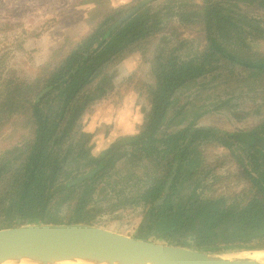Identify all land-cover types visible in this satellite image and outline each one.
I'll use <instances>...</instances> for the list:
<instances>
[{
  "label": "trees",
  "instance_id": "16d2710c",
  "mask_svg": "<svg viewBox=\"0 0 264 264\" xmlns=\"http://www.w3.org/2000/svg\"><path fill=\"white\" fill-rule=\"evenodd\" d=\"M88 3L97 4L88 19L89 32L79 42L68 40L53 55V60L40 69L36 84L0 82V132L13 119L23 124L27 132L21 142L0 158L3 164L0 165V213L9 214L7 223L0 225V229L17 226L18 220L23 225H93L85 217L90 206L86 198L93 192L92 183L101 175L82 184H72L75 179H67L70 174H66L60 182L62 172L76 152L72 135L88 107L106 97L108 89L99 83L100 78H105V70L148 45L163 31L167 18L172 17L182 26L199 28L205 34L203 51L189 60L172 58L160 63L156 86L147 93L151 110L141 132L116 143L100 158L91 157L90 162L98 163L110 156L112 168L116 162L114 155L128 148L127 159L156 166L157 173L146 189L126 202L134 200L148 209L151 216L148 234L155 229V235L167 219L168 226L157 237L168 245L216 255L264 250V171L258 160L252 171L242 166L250 181L249 191L233 198L184 203L173 214L175 199L186 180L187 166L203 165L200 146L215 142L232 150L233 145L239 144L248 151L252 139L264 138V120L253 131L231 137L221 136L214 128L199 129L195 123L168 131L185 122L190 103L181 105L179 100L185 96L184 90H190L193 85L259 87L264 102V54L251 47L253 42L264 41V20L254 14L257 12L263 18L264 0H202L201 5L168 0L160 9H155L152 3L110 35L113 27L137 4L115 9L104 0ZM174 5L178 11H172ZM1 40L0 37L3 52L7 48ZM3 114L8 116L4 123ZM165 126L167 130L161 131ZM81 149L87 157L83 145ZM255 152L259 154L256 149ZM175 164H178L177 174L166 193ZM201 187V182H197L191 200ZM61 195L66 197L63 204L71 205L78 200L74 205L75 215L68 222L60 221L51 211ZM170 216L174 219L170 220Z\"/></svg>",
  "mask_w": 264,
  "mask_h": 264
},
{
  "label": "rangeland",
  "instance_id": "374dc122",
  "mask_svg": "<svg viewBox=\"0 0 264 264\" xmlns=\"http://www.w3.org/2000/svg\"><path fill=\"white\" fill-rule=\"evenodd\" d=\"M63 1L0 0V37L7 48L6 51H0V82L16 80L29 85L36 84L40 69L53 60V55L62 49L68 40L79 42L89 32L88 19L97 7V4L94 3H91L94 7L88 13L84 25L76 27L75 32H71L73 34L69 33L60 48L54 49L51 54L44 56L43 50L47 47V42L38 40L41 37L50 40L45 29L55 27L53 25L56 22L55 15H58L60 11L67 15L63 26L68 22L79 20L75 10L68 12L63 7L54 5L55 3L62 5ZM87 1L89 0H66L65 3L76 7L88 5ZM104 1L118 9L123 6L138 5L141 0ZM166 1L168 0L157 1L154 8L160 9ZM176 2L178 4L182 2L202 4V0H176ZM173 10L178 11L179 9L174 5ZM254 14L264 20V16L260 17L257 12ZM44 15L48 17H44ZM171 18H167L166 22H168L162 26L164 27L163 31L148 45L105 70V76L103 75L105 78L104 80L103 77L100 78L101 82L99 81V83L108 89V93L104 99L88 107L79 120L71 142L76 147L75 155L81 154L77 159L74 158V155L70 157L62 176L70 174L67 177L76 178L90 171L86 165L87 160L84 161L80 158L83 155L82 145L84 151L88 150L91 155L96 157L118 139L126 136L115 139L110 145L107 144L108 138L113 132V124L106 123L104 120L94 124L96 119H100V116L103 115L102 117L109 121L108 117L115 118L116 112L117 114L119 112L125 121L128 117L133 116V121L130 122L133 124V132L129 135H138L151 110L147 93L149 88L156 86L159 64L166 63L172 58L189 60L203 51L206 42L205 34L200 32L199 28L184 27L179 20ZM29 23L31 27H29ZM63 26L56 32L58 36ZM1 45L0 42V48ZM251 47L253 51L264 54V41L253 42ZM133 56L136 57V61L131 64L130 69L124 75L123 65ZM217 85L220 86L219 83L210 86L208 83H200L193 85L197 87L192 86L190 90H184L186 91L185 96L180 97L179 104L188 105L190 103L189 111L184 117L186 118L185 122L178 128L168 131L174 132L195 123L197 128H216L234 133L240 130H253L262 123L264 102L262 101V90L259 87L247 89L235 85L227 87H218ZM225 101L229 102L223 103ZM123 105L122 110L120 106ZM2 117L4 123L8 116L3 114ZM164 130H167L166 126L161 129V131ZM26 136L27 132L24 130L23 124L15 122L14 119L3 126L0 132V156H4L8 149L13 148ZM69 144L70 141L67 145ZM79 144L80 147H78ZM200 148L204 155L203 165L196 170L189 183L183 182L184 186L181 187L176 198L173 214L179 211L178 208L181 204L185 203L195 183L202 179L206 181L205 184L208 187L200 189L199 193L202 198L221 194L232 195V193L238 195L250 190L242 166L252 170L253 165H256L252 155L242 154L239 148L229 151L215 142L203 143ZM126 150L128 153V148L119 150L113 157L116 164L102 179L92 183L93 192L86 198L90 206L85 212V217L95 226L121 235L168 244L157 237V234L164 233V228L168 226L167 219L157 228L155 235L148 234L143 229L144 226L149 225V222L146 223L148 209L137 205V201L134 200L126 202L128 199L137 197L141 191L146 189L152 176L157 173L155 165L135 158H122ZM205 173H210L208 178H204ZM217 176L221 178L218 179ZM65 198L64 195H61L51 207L52 213L62 222H68L74 217V205L78 201L74 200L71 205L68 204L70 202L63 204ZM8 217V213H0V225H5ZM169 219L173 220L174 218L170 216ZM153 233H155V229ZM258 252L264 253V251L233 252L225 254V256L233 260H253V255L255 256Z\"/></svg>",
  "mask_w": 264,
  "mask_h": 264
},
{
  "label": "water",
  "instance_id": "95a60500",
  "mask_svg": "<svg viewBox=\"0 0 264 264\" xmlns=\"http://www.w3.org/2000/svg\"><path fill=\"white\" fill-rule=\"evenodd\" d=\"M156 1L158 0H143L123 17L108 35L141 9ZM257 145L264 149V140L258 142ZM95 173L93 171L80 177L74 184L91 179ZM173 180L174 176L168 182L166 193L169 192ZM150 219L151 216L147 218L146 223ZM25 261L39 264L76 261L98 264H260L254 260L226 258L225 254L216 255L164 243L134 239L88 224L22 226L19 221L18 226L14 228L0 229V264H19Z\"/></svg>",
  "mask_w": 264,
  "mask_h": 264
},
{
  "label": "flooded vegetation",
  "instance_id": "af4514ba",
  "mask_svg": "<svg viewBox=\"0 0 264 264\" xmlns=\"http://www.w3.org/2000/svg\"><path fill=\"white\" fill-rule=\"evenodd\" d=\"M159 1V0H158ZM157 2V1H156ZM155 2V3H156ZM259 126V125H258ZM257 126V127H258ZM256 128V127H255ZM254 128V129H255ZM200 129V128H199ZM202 129H209V128H202ZM215 130H217V131H219L220 132V135L221 136H228V137H231L232 135H235V134H239V133H241V132H244V133H249V132H251V131H253V130H240V131H238V132H234V133H228V132H224V131H222V130H219V129H216V128H214ZM134 136H136V135H134ZM127 137H132V136H125V137H121L120 139H118L116 142H114L113 144H111L110 145V147L108 148V149H105V150H103L101 153H100V155H98V156H93V155H91V153H90V151H88L87 150V154H88V156L86 157V156H81L80 158H82V160H84V161H86L87 160V168H89L90 169V171L88 172V173H91V172H93V171H95L96 173L93 175V177L92 178H94V177H96V176H99V175H101L99 178H98V180L99 179H102L103 177H104V175L106 174V173H108V171H109V169H111L110 168V165H113V162L112 163H110V156L109 157H107L106 159H102V161H100V162H98V163H92V162H90V158L91 157H94V158H100V156L102 155V154H104V153H106L107 151H109L112 147H113V145H115L116 143H118V142H120V141H122L123 139H125V138H127ZM261 140H264V138H254V139H252V142L250 143V147H252V148H249L248 149V151H246V150H244V147H242V146H239V144H235V145H233L234 147L232 148V150H234L235 148H239V149H241V152H242V154H250V155H252V157L254 158V161L256 162V160H258V165H262V170L264 171V158H260V156L261 155H263V157H264V149H262L260 146H258L257 145V143L258 142H260ZM224 148V147H223ZM125 149V148H124ZM255 149L257 150V152H259V154L258 153H256L255 152ZM9 150V149H8ZM122 150V149H121ZM232 150H229V151H232ZM202 151V150H201ZM126 152H127V150L125 151V154L122 156V158H126L127 159V157H126ZM80 154L81 153H77L76 155L74 154V158L75 159H77L79 156H80ZM261 154V155H260ZM5 155V154H4ZM114 155V154H113ZM112 156V155H111ZM115 156V155H114ZM3 158V155H1L0 156V158ZM203 157H204V155H203ZM121 158V159H122ZM115 164H116V162H115ZM0 165H3L2 163H1V161H0ZM106 165V169L104 168H102V166H105ZM109 165V166H108ZM202 166V165H201ZM201 166H199L198 168L197 167H193V168H191V165H188L187 166V174H186V184L187 183H189V181H191L192 180V178H193V176H194V174L196 173V170H198ZM255 165H253V167H254ZM175 168H176V173H175ZM177 170H178V164H175L174 165V169H173V172H174V177H175V175L177 174ZM252 170H253V168H252ZM252 170H250V171H252ZM88 173H86V174H83V175H81V176H78V177H76V178H74L75 180L72 182V184H74V182H76L77 181V179H79L80 177H82V176H84V175H87ZM209 174L210 173H205L204 174V178H208V176H209ZM252 174H253V172H252ZM61 176H62V174H61ZM244 176V175H243ZM246 177V176H245ZM69 177H67V179H68ZM91 178V179H92ZM217 178L219 179V178H221V177H219V176H217ZM64 179H65V177L64 176H62V178H61V180H60V182H63L64 181ZM71 179V178H70ZM73 179V178H72ZM87 180H90V179H87ZM87 180H85L84 182H86ZM246 180H247V183H248V185H249V189H250V181H249V179L246 177ZM84 182H81V183H75V184H82V183H84ZM198 182H201V185H202V187L200 188V189H207L208 187H206L207 185L205 184V182L206 181H204L203 179L201 180V181H198ZM196 184H197V182L195 183V185L193 186V188L191 189V192H190V194H189V196H188V198L186 199V201H185V204H187V205H191V204H193L195 201H197V200H202V201H208V200H214V199H217V198H220V197H225V198H233V197H235V196H237V194H234V193H232V195H226V194H221V195H218V196H216V195H214L213 197H210V198H208V197H201V195H200V193H199V191H200V189L199 190H197L196 192H195V199L194 200H191L190 199V197L194 194V188H195V186H196ZM241 194H244V192L243 193H241ZM176 200V199H175ZM186 206V205H185ZM175 209V208H174ZM148 215V217L150 216V214H147ZM147 217V218H148ZM20 220H18L17 222H16V225L18 226V222H19ZM150 222H151V219H150V221H149V224H150ZM66 224V223H65ZM73 224V223H72ZM21 225L22 226H24L23 224H22V222H21ZM94 225V224H93ZM14 227H16V226H14ZM14 227H12V228H14ZM149 227V225L147 226V227H143V229L145 230V231H147L146 229ZM185 230H187L186 228H184V231ZM150 234H153V232L152 233H150ZM184 237H179V238H177V239H183ZM164 241V240H163ZM172 246V245H171ZM182 248V247H181Z\"/></svg>",
  "mask_w": 264,
  "mask_h": 264
},
{
  "label": "crops",
  "instance_id": "0c3cea01",
  "mask_svg": "<svg viewBox=\"0 0 264 264\" xmlns=\"http://www.w3.org/2000/svg\"><path fill=\"white\" fill-rule=\"evenodd\" d=\"M123 2H125L124 0H122ZM66 0L63 1L62 5H60L59 3H55L54 5L57 7H63L64 10H67L68 12L74 11L77 12V16L79 20H74L72 22H68L65 24V26H63V21L67 19V15L65 13H62V11L59 12L58 15H55L54 20H56V22L53 24L55 27L53 28H46L45 33H47L50 37V40L46 37H41L38 41H45L47 42V47L45 48V50H43V54L44 56H48L49 54H51L52 50L54 49H58L60 48L64 42L65 39L67 38V36L70 34H73L71 32H75L76 27L82 26V24L84 25L86 17L88 15V13L93 9V5L88 4V5H81V6H76V7H71L69 5V3H65ZM121 4V3H119ZM117 5V4H116ZM68 7V8H67ZM42 12V11H41ZM63 14V15H61ZM61 15V16H60ZM44 17H48L46 15H44ZM42 19V18H41ZM27 26V25H26ZM63 26V28L60 31L59 36L56 34V32ZM29 27H31V24L29 23ZM136 61V57L133 56L130 59H128L124 65H123V74L125 75L127 73V70L130 69L131 64L134 63ZM127 103V100H126ZM121 109L123 110V106H120ZM101 113V112H100ZM103 116V115H102ZM100 116V119H96L94 121V124H98L100 120H104V122L109 123V124H113V132H111L110 137L108 138L107 144H111L115 139L124 136V135H129L132 134L133 132V127H132V123L130 124L131 121H133V116L128 117L125 121V118L122 117L120 115V113L116 112V117L115 118H110L109 121H106L104 117ZM130 136V135H129Z\"/></svg>",
  "mask_w": 264,
  "mask_h": 264
},
{
  "label": "bare ground",
  "instance_id": "6f19581e",
  "mask_svg": "<svg viewBox=\"0 0 264 264\" xmlns=\"http://www.w3.org/2000/svg\"><path fill=\"white\" fill-rule=\"evenodd\" d=\"M240 257V256H239ZM254 257V261L260 263V264H264V253L263 252H258ZM228 258V257H226ZM231 259V258H230ZM10 264H16V263H10ZM19 264H39V263H35V262H31V261H25ZM57 264H98V263H94V262H87V261H76V262H64V263H57Z\"/></svg>",
  "mask_w": 264,
  "mask_h": 264
}]
</instances>
